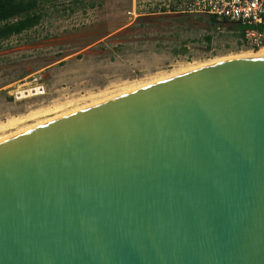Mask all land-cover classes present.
Wrapping results in <instances>:
<instances>
[{
  "label": "water",
  "instance_id": "1",
  "mask_svg": "<svg viewBox=\"0 0 264 264\" xmlns=\"http://www.w3.org/2000/svg\"><path fill=\"white\" fill-rule=\"evenodd\" d=\"M0 264H264V56L0 139Z\"/></svg>",
  "mask_w": 264,
  "mask_h": 264
},
{
  "label": "rangeland",
  "instance_id": "2",
  "mask_svg": "<svg viewBox=\"0 0 264 264\" xmlns=\"http://www.w3.org/2000/svg\"><path fill=\"white\" fill-rule=\"evenodd\" d=\"M40 1L41 22L0 41V137L264 48L242 43L227 22L213 24L207 15L149 14L154 9L143 0ZM35 75L46 94L15 101L9 91ZM13 102L22 105L15 114L8 112Z\"/></svg>",
  "mask_w": 264,
  "mask_h": 264
},
{
  "label": "built area",
  "instance_id": "3",
  "mask_svg": "<svg viewBox=\"0 0 264 264\" xmlns=\"http://www.w3.org/2000/svg\"><path fill=\"white\" fill-rule=\"evenodd\" d=\"M154 9L149 14L195 13L216 18L229 25H258L264 22V0H143ZM132 13V12H131ZM220 28V27H218ZM242 43L255 48L264 46V33L247 28ZM15 101H23L46 94L41 76L23 79L9 91Z\"/></svg>",
  "mask_w": 264,
  "mask_h": 264
},
{
  "label": "trees",
  "instance_id": "4",
  "mask_svg": "<svg viewBox=\"0 0 264 264\" xmlns=\"http://www.w3.org/2000/svg\"><path fill=\"white\" fill-rule=\"evenodd\" d=\"M40 3V0H0V41L37 26L43 18ZM209 19L213 24L222 23L214 17ZM247 28H256L264 33V22L258 25H237L234 30L242 38ZM206 39L211 42L212 36L207 35Z\"/></svg>",
  "mask_w": 264,
  "mask_h": 264
},
{
  "label": "bare ground",
  "instance_id": "5",
  "mask_svg": "<svg viewBox=\"0 0 264 264\" xmlns=\"http://www.w3.org/2000/svg\"><path fill=\"white\" fill-rule=\"evenodd\" d=\"M251 56H264V48H261L260 50H258L257 52H247V54L244 56V57H251ZM87 106V105H86ZM83 107H85V106H83ZM82 108V107H81ZM74 110H77L76 108L74 109ZM74 110H71V111H69V112H72V111H74ZM69 112H66V113H69ZM65 113V114H66ZM34 114V113H33ZM63 115V114H62ZM31 116V115H30ZM34 116V115H33ZM58 116H60V115H58ZM57 117V116H56ZM25 119V118H24ZM27 119V118H26ZM17 120H19V118H15L14 120L12 119V122L11 123H16L15 121H17ZM21 120V119H20ZM49 120V119H48ZM11 121V120H10ZM42 122H44V121H42ZM42 122H39V123H42ZM38 123V124H39ZM27 129V128H26ZM22 130H25V128L24 129H22ZM22 130H19V131H22ZM19 131H17V132H19ZM17 132H15V133H17ZM14 134V133H13ZM9 135H12V133L11 134H9ZM9 135H7V136H9ZM7 136H3V137H0V139H2V138H5V137H7Z\"/></svg>",
  "mask_w": 264,
  "mask_h": 264
},
{
  "label": "crops",
  "instance_id": "6",
  "mask_svg": "<svg viewBox=\"0 0 264 264\" xmlns=\"http://www.w3.org/2000/svg\"><path fill=\"white\" fill-rule=\"evenodd\" d=\"M0 103L3 104L4 102H2V98L0 97ZM13 105L10 106L9 108V111L8 112H11L12 114H15L17 112H19V110L21 109L22 105L21 104H18V102H13L12 103ZM4 105H6L4 103ZM7 110V109H6ZM1 118V117H0Z\"/></svg>",
  "mask_w": 264,
  "mask_h": 264
},
{
  "label": "flooded vegetation",
  "instance_id": "7",
  "mask_svg": "<svg viewBox=\"0 0 264 264\" xmlns=\"http://www.w3.org/2000/svg\"><path fill=\"white\" fill-rule=\"evenodd\" d=\"M232 26H234V27H233V29H234V28H235V26H237V25H232Z\"/></svg>",
  "mask_w": 264,
  "mask_h": 264
}]
</instances>
